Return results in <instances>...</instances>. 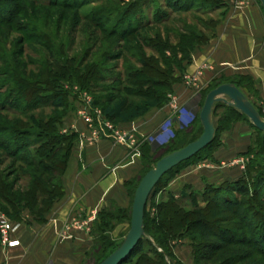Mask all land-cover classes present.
Listing matches in <instances>:
<instances>
[{
	"label": "rangeland",
	"instance_id": "1",
	"mask_svg": "<svg viewBox=\"0 0 264 264\" xmlns=\"http://www.w3.org/2000/svg\"><path fill=\"white\" fill-rule=\"evenodd\" d=\"M147 1L146 6H142L146 0H0V143L9 142L13 128L31 129L34 132L44 130L41 127L56 124L60 136L75 133V143L92 145L103 139L117 140L127 149L140 153L142 158L141 171L127 184L128 206L121 209L110 203L104 210L114 214L110 224L99 222L98 214L91 226V221H88L89 225L74 223L64 230L63 236L69 240H73V235L70 234L73 227L89 233L92 246L85 253L81 264H95L96 259L107 257L122 243L130 227L134 193L144 172L154 168L163 156L184 148L200 137L203 132L200 111L207 94L223 85L220 84L222 81L243 91L264 121V98L260 87L250 78H219L200 89L199 74H190L187 71V67L192 64L193 54L202 47L196 46L190 31L195 30L197 34L201 33L206 37L212 35L214 38L215 30L226 11L222 6L227 3L237 6L235 1L172 0L177 3L175 7L165 4V0ZM185 1L189 10L182 12L185 8H178H183ZM255 1L261 5L259 1ZM133 7L139 13L130 16V19H137L143 25H138V29L126 39L119 37L123 29H134L131 23L128 25L129 14L128 19L123 22L117 21L126 9L134 11ZM261 10L264 14L263 8ZM144 23L148 26H144ZM211 23L215 24L214 29L207 28L206 24ZM206 45L208 43L203 46ZM188 54L189 63L186 62ZM141 59L148 62L152 69L158 67L167 73L170 69L173 77L177 78L173 86L182 84L193 89L199 96V110L193 120L183 129L173 131L171 139L154 152H151L147 140L138 138L134 133H124L118 128L121 124L111 122L102 113L108 98L125 99L129 104L139 101L132 97L137 93V88L126 83L129 75L141 69L138 65ZM90 68L95 70L98 80L88 81L85 84L87 88L80 87L76 74L91 70ZM185 79L193 81V85L188 87ZM48 85H52L56 93L67 94V103L63 108L55 109L43 104L42 98L51 94ZM173 86L170 90L155 87L157 92L164 94L165 103L153 110L168 107L170 118L180 111ZM33 92L37 95L35 100L30 103L22 101ZM228 107L220 103L212 111L211 120L217 133L215 147L201 153L189 164L181 166L172 176L166 177L156 193L149 197L145 211L146 224L149 234L153 233L159 242H152L158 246L156 248L152 245V248L141 246L139 253L150 254L148 257L151 259L155 252L158 254L164 250L168 256L165 261L169 264H264V236L260 233L264 226V138L251 127L249 120L241 116L236 120ZM70 120L82 123L86 127V133L73 132L71 125L67 126ZM237 123L249 126L244 130L247 136L229 146H235L232 159L226 161L225 158L224 162H220L216 160L215 153L221 147L224 151L228 150L223 147V139L228 140L233 135L232 126ZM123 136H129V141L120 140ZM1 144L0 174L10 183L17 181L18 190L29 183V179L18 180L17 175L21 173L23 166L21 162L17 163L4 155ZM217 144L219 147H216ZM59 146L62 150L55 155L57 159L64 154L67 144L59 143ZM35 148H28L27 152L34 155L37 146ZM33 159L38 162L39 158ZM44 166L45 163L35 170L39 171ZM194 171L204 172L201 188L191 180L196 174ZM207 174L213 175V180L206 179ZM208 187L210 189L207 191ZM222 187L229 190L220 189ZM213 188L216 190L213 191ZM170 190H182L181 195H186V198L172 195ZM203 193H206L212 204L217 203L218 206L216 210L209 209L206 217L199 213L207 206L205 200L200 198ZM64 194L63 187L62 198ZM169 196L178 200L177 207L169 204ZM227 199L230 202L235 201L236 206H228L225 201ZM60 200L54 204L52 210ZM175 208L184 213H194L195 220H207L216 231L221 229L225 235L229 232L231 237L223 234L221 236V233L214 230L204 231L202 225L192 228L190 218L181 223L175 232H170L168 229L176 226L177 218L182 215L174 214ZM38 211L39 208L36 207L34 212ZM0 217L20 224L21 227L26 223L27 217L35 219L25 208L19 211L15 219L10 209L2 203ZM149 234L145 233L143 239L148 238L151 242L153 237ZM5 250L7 248L0 242L1 254ZM136 257L133 256L129 264H135Z\"/></svg>",
	"mask_w": 264,
	"mask_h": 264
},
{
	"label": "crops",
	"instance_id": "2",
	"mask_svg": "<svg viewBox=\"0 0 264 264\" xmlns=\"http://www.w3.org/2000/svg\"><path fill=\"white\" fill-rule=\"evenodd\" d=\"M234 1L237 6L226 4L224 18L217 26L214 38L195 51L187 71L199 74L200 89L219 78H250L260 87L264 98V14L255 0ZM173 93L180 105V111L174 117L170 118V109L165 107L151 110L118 128L147 140L154 152L171 139L173 131L187 126L199 110V96L193 89L175 84ZM70 125L73 132L86 133L82 123L70 120L67 126ZM232 127L233 135L228 140L223 139V147L228 150L221 147L215 153L220 162L225 158L226 161L232 159L235 146H229L247 136L244 130L248 125L237 123ZM141 169L140 153L127 149L117 140L103 139L92 145L76 142L62 178L64 197L44 216L43 222L26 218V223L14 235L20 242L19 247L0 252V264H81L92 246V239L87 231L77 227L70 230L73 240L65 239L64 230L74 223L89 225L91 221V226L110 203L125 209L129 203L127 184ZM194 172L192 182L202 187L204 172ZM213 178L207 174L206 179ZM170 191L175 196L182 192Z\"/></svg>",
	"mask_w": 264,
	"mask_h": 264
},
{
	"label": "trees",
	"instance_id": "3",
	"mask_svg": "<svg viewBox=\"0 0 264 264\" xmlns=\"http://www.w3.org/2000/svg\"><path fill=\"white\" fill-rule=\"evenodd\" d=\"M165 2H166L165 4H172L170 6H173V7H175V5L177 4L173 2L172 0H165ZM147 3L148 1L146 0L145 3H142V6H146ZM225 6L226 5L222 6V8H224ZM133 8H134V11L131 10L132 12L130 11V9L128 10L126 9L125 12H122L121 15H119L117 21L121 20L123 22L124 20L128 19V14H129L130 21H128V25L129 23H131L134 29H131V30L123 29L122 32L119 33L120 34L119 37L126 39V37L130 35V33H133V31L138 29V25L142 24V23H139L137 19L134 21H132L133 19H130L131 18L130 16H134L135 14L139 13L136 10V7H133ZM184 8L185 10H181L182 12H187L189 10L187 6V1H185L183 8L179 6L178 9H184ZM155 15L157 16L158 14H155ZM206 25H207V28H211V29L215 28V24L213 23H211L210 25L209 24H206ZM144 26L147 27L148 25L145 24ZM144 26L142 28H144ZM192 31H190L191 32L190 34L191 35L193 34V37L195 38V41H196V46L198 45L203 46L212 39V35L206 37L205 35L201 33L199 34L195 33V30H192ZM189 61H190V55H189V58L186 59L187 63H189ZM138 65L140 66L141 71L136 70L135 73L129 75L127 79L128 83L126 84L130 87L137 88V93L133 94L132 97L138 98L139 101H135L137 102L135 104L133 103L129 104V102L125 99L118 100L115 98H108L106 101V106L103 107V110H102L103 115L113 123H116V124L130 123L144 116L150 110L157 109L163 106V104L165 103V96L163 93L157 92L155 87H161L163 89L170 90L177 79L175 76H174L175 78L173 77V72H171L170 69H169V73H167L166 71H162L158 67H153L152 69L151 68L152 66H150L148 62H146L143 59L139 61ZM76 77H77V84L80 87L81 86L86 87L87 85L85 86V84L90 80L92 81L98 80V75L93 69L86 70L84 72L81 71L76 74ZM220 84H226V82L222 81ZM53 88L54 87L52 85L49 86V91H51V94L49 96L42 98V100H44L43 104H47L48 106L55 108V109H61L67 103V94H65L64 92L56 93ZM36 97L37 95L33 92L25 96L24 100L22 101L25 103H30L33 100H35ZM218 104H215L214 107ZM227 109L231 110V112L236 116V120H238L239 116H241L242 118L248 121V119L236 109L230 106ZM49 123L50 122H48V124ZM55 125L56 124H51V127L50 126L41 127L44 130L34 131V132L31 129L23 130L22 128H18V127L13 128L11 129L13 132H12V135H10L9 142L2 143V144L0 143L1 152L5 156H8L10 159L15 160L17 163L21 162L23 166V169H20L21 173H18L17 175V177L19 178L18 180L20 181L22 180V178L24 180L29 179V183L22 185L21 186L22 188H19L17 190L16 188L17 181L10 183L3 178L2 174H0V203H2L3 205H6L10 209L13 215V218L15 219L17 218L19 211L22 208H25V209H28L32 213V215L35 217L36 220L43 222L44 216L52 210V207L54 206V204L58 200H60L63 196L62 176L65 172L68 160L70 158L71 150L73 148V145L77 137L75 133H70L69 135L60 136L57 133V128L55 127ZM250 125L256 130L258 134H261L264 138V132L257 130L251 123ZM216 140H217V133L215 132L214 139L210 145H208L204 150L199 152L195 157L191 158L189 161L182 163L180 166H178L177 168H174L173 170L168 172L166 175H164L163 178L160 180V182L157 184V186L152 191L151 195L156 193L157 188L160 186V184L166 177L172 176L181 166L189 164L193 160L197 159L201 155V153H204L210 150L211 148H214ZM59 143H65L67 144V147L66 149H64L65 150L64 154L61 155L59 159H57L55 155L59 151L62 150L60 148L61 146H59ZM36 146H37V150H35L34 155L29 153L30 151L27 152L28 148L31 150H34ZM216 147H219V144H217ZM23 150H25V152ZM22 152H24V154ZM19 156H22V157H19ZM33 158H39L38 162L37 160H34ZM40 161L41 163H39ZM43 163H45V166L42 167V169L40 168L39 171H36L35 168L40 167V165ZM148 171L149 170L144 172L143 176ZM208 189L210 188L208 187L207 191ZM220 189L229 190L228 188H224V187ZM212 190L215 191L216 188L215 189L213 188ZM180 198L185 199L186 195H181ZM200 198L205 200V202L207 203V206L203 208L201 211H199L201 215L206 217L209 214V209L216 210L218 208L217 203L212 204L211 200L209 199V197H207L206 193H203L200 196ZM168 201L170 205H174L175 207L178 206V200H176L173 196H169ZM225 201L228 206L230 205L234 207L236 206L235 201L230 202L228 199ZM222 205H223V202H222ZM36 207L39 208V211L35 213L34 210L36 209ZM145 211H146V208H145ZM173 211H174V214L180 213L183 216L181 215V218L180 217L177 218L178 221L176 222V224L177 223L178 224L177 225L175 224L176 226H173L172 228L168 229L170 232H175V230L177 229L179 225H181V223L185 222V220H188L190 218L189 223H191L190 226L192 228L202 225L203 228H205L204 231L214 230L215 232L221 233V236L222 234L223 236L225 235V233L221 229L216 231L217 229L213 227V225H211L209 221L195 220L194 219L195 215L192 212L184 213L183 211H180L176 208L173 209ZM113 215L114 214L111 215V213H107V211L103 210L100 213L99 222L110 224L111 222L110 220L114 219ZM263 227L264 226H262V228L260 229L261 230L260 233L262 234V236H264ZM144 231L147 235L149 234V231H150L147 228L145 213H144ZM149 235L153 237L152 238L153 241L150 242L148 238L141 239L137 247L133 251V253L122 264H129L133 256H137L135 264H169V263H166L165 261V258L168 256L166 255L164 250H162V252L158 254L155 251H153L155 253L153 256L151 255L152 257L151 259L150 257H148L150 256V254L139 253L141 246L151 247L152 245V247L154 246L153 248L158 247L152 244V242L153 243L159 242V240L153 235V233ZM225 236L231 237L229 232H227ZM257 240L258 239H256V241ZM200 245H202V243H200ZM105 258L103 259L101 258L102 260L100 258L96 259L95 264H99Z\"/></svg>",
	"mask_w": 264,
	"mask_h": 264
},
{
	"label": "water",
	"instance_id": "4",
	"mask_svg": "<svg viewBox=\"0 0 264 264\" xmlns=\"http://www.w3.org/2000/svg\"><path fill=\"white\" fill-rule=\"evenodd\" d=\"M264 10V0H258ZM226 104L241 114L259 131L264 132V121L259 116L254 106L247 100L244 94L232 84H223L211 90L204 101L199 114L202 126L200 137L186 145L184 148L174 151L162 157L140 180L133 197L130 213L129 231L122 243L99 264H122L133 253L141 239L145 237L144 213L148 199L168 172L177 168L182 163L189 161L199 152L204 150L214 139L215 127L211 120L215 104Z\"/></svg>",
	"mask_w": 264,
	"mask_h": 264
},
{
	"label": "built area",
	"instance_id": "5",
	"mask_svg": "<svg viewBox=\"0 0 264 264\" xmlns=\"http://www.w3.org/2000/svg\"><path fill=\"white\" fill-rule=\"evenodd\" d=\"M186 84L188 86L193 85V81H190L189 79H185ZM195 80V79H194ZM197 82V80H196ZM195 84V83H194ZM129 136H123V141H129ZM121 143V141H120ZM21 229L20 224L11 223L4 217H0V242L1 244L6 247L7 249H13L16 247H19L20 242L14 238V235Z\"/></svg>",
	"mask_w": 264,
	"mask_h": 264
}]
</instances>
